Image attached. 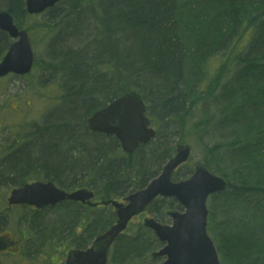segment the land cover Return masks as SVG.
<instances>
[{"label": "rangeland", "instance_id": "1", "mask_svg": "<svg viewBox=\"0 0 264 264\" xmlns=\"http://www.w3.org/2000/svg\"><path fill=\"white\" fill-rule=\"evenodd\" d=\"M15 1L17 3L21 1L22 4L24 2V0ZM5 7L6 4L1 0L0 10ZM65 10V0H61L50 10L37 15L16 11V15L21 20L20 28L28 32L34 52V62L31 70L24 75L8 74L0 78V236L7 235L9 239L17 240V245H15L12 244V239L9 240L3 236V239L15 249L11 254L0 255V264H63L67 251L74 248L75 244H90L89 235L93 234L95 229H87V224L95 222L99 230H105L115 221L113 208L103 205L94 208L80 203L62 204L39 211L21 207L6 208L7 197L12 188L19 186L18 182L46 177L42 166L35 164L39 162L38 159L43 158L39 148L48 141L51 135L50 130L60 124L63 116H65V122L69 121L66 116L67 109L75 101L73 95L77 87L74 88L75 85L68 80L69 66L67 67L73 58L66 61V49L69 47L73 53L77 52L83 46V42L86 39L90 40L92 36L86 33L89 29L84 32L73 26H68L69 29L63 32V22L59 26L56 23L64 17V15L58 17L59 12ZM56 15L58 19L52 20ZM91 18V15L85 18L86 26L92 22ZM58 32L64 44L61 46L62 44L56 43L52 46L55 42L52 38ZM89 32L93 34L96 30L91 26ZM246 33L238 37V44L240 43L241 46H246L249 41ZM74 35H78V38H73ZM216 45L215 49L219 50V45ZM4 46L1 43L2 49ZM215 53L217 55L207 57L202 62L201 77L203 78L198 85V91L196 89L195 92L197 99L194 102L189 99V104L187 100L188 106L185 108L187 113L182 119L179 116L174 117L168 114L157 116L161 112V106L156 100V92L149 86L138 91L142 97L144 95L146 98L144 99L147 107L146 115L151 120V126L156 129L157 136L149 144L140 147L129 156L123 151H116L117 146L118 149L120 146L118 142H115L114 137L94 135L88 132L87 120L83 119V111H81L80 120L72 119L69 123L73 129L59 135L60 159L64 166L72 168L71 171H65L66 167L61 169L63 175L58 177L61 179V184L74 189L82 186L91 187L96 193L94 201L98 202L104 197L120 198L115 195L130 193L133 183L138 179V174L133 169L123 168L124 164L141 165L148 174L158 175L162 164L174 154L177 144L187 143L192 147L191 155L175 173L188 175L195 165L202 163L211 172L223 176L229 185L231 183L233 187H239L234 181L238 177L237 166L231 153L225 149L236 133L238 122L229 120L231 119L230 114L222 111L225 95L220 93L223 91V85H226L227 77L224 74L217 82H213L221 66L220 55L217 51ZM199 76L198 73L195 75V77ZM203 83L204 86L201 89ZM71 84L72 86H69ZM66 85L73 90L69 92L71 95L65 98V103H61V97L67 89ZM94 96L100 101L104 100L101 95ZM237 104L238 102L234 106ZM83 127L87 128L85 133L82 132ZM58 128L62 129V125H58ZM98 145H104L105 151H102L106 155L104 160L98 159L99 152L94 151ZM84 146L90 148V151H83ZM212 147H217V149L210 151L214 149ZM210 153L213 154V158H210ZM232 153L242 159L240 151H232ZM27 154L30 155L29 158ZM18 159L23 161L30 159L28 163L32 165L28 167L25 164H19L16 170L12 171L10 163ZM92 161L95 164H92ZM100 165H102L99 168L101 172L105 170L102 175L101 172L96 171ZM263 166L264 161L252 168L262 169ZM91 168H93V173L88 174ZM110 168L111 170H108ZM175 173L173 180L179 179ZM235 192L229 189L223 199ZM216 199L209 197L207 200V231L218 247V251L219 249L221 251L222 263L230 264L227 261L224 262L222 257V253L225 257L227 243L236 242L243 237L251 239L252 243L255 241L261 243L264 238L262 236L256 238V235L264 228L260 229L256 219H251L249 222V218L244 216L245 213L242 211L231 213L229 218L221 215V212L216 209L218 205L213 203ZM263 200L262 195L251 194L247 199L245 197L243 200L234 199L227 207H224V210L249 209L253 205V211L264 220ZM152 209H148L145 214L133 219L125 231L127 236L141 235L152 245L151 248L146 253L142 250L139 254L128 257L125 262L131 260L132 264H136L141 256L143 260L140 264H161L163 261L164 258L161 256L155 259L151 257L152 251H157L162 244L144 226L143 219L144 217H156L161 223H169V217L166 215L169 209L163 208V213H153ZM211 214L212 222L209 220ZM242 217L245 222H249L246 226L242 223Z\"/></svg>", "mask_w": 264, "mask_h": 264}, {"label": "trees", "instance_id": "2", "mask_svg": "<svg viewBox=\"0 0 264 264\" xmlns=\"http://www.w3.org/2000/svg\"><path fill=\"white\" fill-rule=\"evenodd\" d=\"M65 3L70 8L67 13L68 26L84 32L92 26L96 32H86L92 37L86 39L77 52L73 53L69 47L66 49V61L73 58L67 67L68 80L75 85L74 88L77 87L73 95L75 101L67 109L69 121L65 122L63 116L64 121L58 124L62 125V129L58 125L52 128L50 138L39 148L43 158L35 164L41 165L46 175L61 187H69L61 184L58 178L63 175L61 169L66 167L60 159L59 135L73 129L69 126L72 119L80 120L82 115L86 119L94 110L127 91H139L149 86L156 92V100L161 106L157 116L168 114L182 119L187 113L185 108L189 99L191 102L197 99L195 92L203 78L202 62L207 57L217 55V51L221 66L213 82H217L224 74L227 77L220 93L225 95L222 111L230 114L229 120L238 122L232 141L225 147L237 166L238 177L234 181L239 183L241 190L238 198L247 199L251 194L264 197V166L262 169L252 168L264 161V0H65ZM8 10L20 25L21 20L16 11L24 13L22 3L18 8L8 6ZM90 15L92 22L86 26L85 18ZM62 22L56 24L59 26ZM238 24L241 25L239 29ZM232 29L237 31L235 37H231ZM244 32L249 37L245 47L238 44V37ZM73 38H78V35ZM0 39L5 45L6 39L2 32ZM52 39L55 41L53 46L56 39L61 40L59 32ZM216 44L219 50L215 49ZM1 51L3 53L4 48ZM197 73L199 77H195ZM203 86L204 83L201 89ZM71 90L67 86L61 97L62 103L71 95ZM94 95H101L104 100L100 101ZM143 98L146 100L144 95ZM236 102L238 104L234 106ZM81 111L83 114L79 115ZM86 129L83 127L82 132L85 133ZM103 146L98 145L94 150L99 152L100 160L106 158L102 152L105 151ZM212 148L210 151L217 149ZM89 149L83 147V151ZM232 151H240L242 159ZM28 161L12 160L11 170H16L19 164L29 167L32 164ZM91 163L95 164L94 161ZM102 165L96 169L98 173ZM126 167L138 174L131 191L143 187L155 176L148 174L141 165L124 164L123 168ZM71 169L68 167L65 171ZM92 173L93 168L88 171V174ZM230 185L232 190L233 185ZM160 205L163 204L156 200L150 208H161ZM249 214L246 215L249 222L256 219L260 221V228L264 227V220L259 218L258 213L251 211ZM249 222L242 219L245 226ZM87 229L94 230L91 226ZM100 231L95 229L89 237ZM259 236L264 238V230L256 238ZM75 246L82 248L85 244L77 243ZM149 249L148 241L141 235H122L112 246L109 264H132L131 260H125L141 250L148 252ZM225 253V260L230 264H264V239L261 243H252L246 237L228 242Z\"/></svg>", "mask_w": 264, "mask_h": 264}, {"label": "water", "instance_id": "3", "mask_svg": "<svg viewBox=\"0 0 264 264\" xmlns=\"http://www.w3.org/2000/svg\"><path fill=\"white\" fill-rule=\"evenodd\" d=\"M59 0H25L29 14L40 13L54 6ZM0 29L16 38L0 61V76L8 73L26 74L33 62V52L25 30H18L8 11H0ZM143 101L136 92L130 91L94 112L87 120L93 131L115 134L126 152H131L138 143L147 142L154 131L148 125L144 114ZM189 155L188 145H181L175 157L164 165L159 176L146 188L129 195L127 204L111 203L116 209L117 221L104 234L97 236L86 250H71L65 264H105L107 250L116 236L125 229L128 220L142 211L157 195L174 196L184 207L185 212H172L173 225H160L155 220L145 221L157 237L166 245L153 256L166 255L162 264H220L211 239L206 233L207 196L226 187L225 181L210 174L201 165L195 167L191 177L184 181L172 182L170 176L174 168L184 162ZM92 192L79 189L72 193L57 188L52 182H34L13 189L8 204H33L36 207L54 205L63 200L87 202ZM6 247L0 237V250Z\"/></svg>", "mask_w": 264, "mask_h": 264}, {"label": "bare ground", "instance_id": "4", "mask_svg": "<svg viewBox=\"0 0 264 264\" xmlns=\"http://www.w3.org/2000/svg\"><path fill=\"white\" fill-rule=\"evenodd\" d=\"M1 1V0H0ZM5 4H6V7L5 8H3L2 10H7V6L8 5H10V6H15L16 8H18V6L22 3L21 1H20V3H17L15 0H2ZM66 4V3H65ZM1 11V10H0ZM70 11V8L67 6L66 7V10L65 11H60L59 12V14H58V16H62V15H64V17L63 18H61V20H63V26H62V31L63 32H66L69 28H68V25H69V23H68V17H67V13ZM57 16V15H56ZM240 24H238L237 25V29H239L240 28ZM235 28H236V24H235ZM226 31V30H225ZM230 31V30H229ZM231 37L233 36V37H235L236 36V34H237V31H235V30H231ZM57 44H59V45H61L63 42L61 41V40H57V42H56ZM143 87V86H142ZM141 87V88H142ZM130 91H136V92H138L136 89H133V90H130ZM130 91H127V92H125V93H128V92H130ZM140 91H142V90H139V92ZM138 92V93H139ZM125 93H123V94H125ZM167 161H168V159H167ZM166 162V161H165ZM178 169H176L175 170V172L177 171ZM192 172H193V170H192ZM192 172L191 173H189L188 175L186 174V173H183V174H178V172L177 173H175V174H177L176 176H178L180 179H187V178H189L191 175H192ZM231 202H230V200H229V198H227L226 197V199H223V196H221V197H219L218 199H216V201L214 202V204H217L218 206L216 207V209H218L220 212H221V215H223V216H227V218H229V215L231 214V213H233V212H237V211H247V209H241V208H236L235 210H224V207H227L229 204H230ZM161 207L162 208H168L169 209V211L168 212H179L180 211V208L178 207V205L177 204H175V203H163V205H161ZM211 216H212V214H211ZM226 218V219H227ZM260 222V221H259ZM93 228L94 229H96V230H99V228L95 225V226H93ZM263 228L264 227H262L261 226V230H263ZM100 230H102V229H100ZM142 251V250H141ZM145 252H146V250H145ZM144 252V253H145ZM139 254V253H138ZM153 259H155L156 257L155 256H151ZM143 259H142V256L140 257V261H142ZM140 261L138 262V263H136V264H140ZM105 264H109V262L108 263H105Z\"/></svg>", "mask_w": 264, "mask_h": 264}, {"label": "flooded vegetation", "instance_id": "5", "mask_svg": "<svg viewBox=\"0 0 264 264\" xmlns=\"http://www.w3.org/2000/svg\"><path fill=\"white\" fill-rule=\"evenodd\" d=\"M4 34V36H5V39H6V42H5V46H4V48H5V51L8 49V47H9V45H10V42H12L13 40L12 39H10L5 33H3ZM1 40V39H0ZM2 43V42H1ZM1 43H0V46H1ZM1 47H0V55H2V51H1ZM43 169V168H42ZM44 175H46L45 173H44ZM47 176V175H46ZM46 180H50V178H45ZM34 180H38V179H32V180H28V181H34ZM20 184V183H19ZM70 191V190H69ZM94 199V198H93ZM65 202H70V201H65ZM62 204H64V202H61L60 204H58V205H62ZM58 205H56V206H58ZM56 206H54V207H56ZM13 208V207H21V208H30V209H32V210H35V211H39V210H41V209H45V208H54V207H51L50 205H48V206H45V207H43V208H41V209H37V208H35V206L34 205H26V204H19V205H11V206H7L6 208L8 209V208ZM170 220V219H169ZM8 239L10 238L9 236H7V235H5ZM12 239V238H11ZM11 239H9V240H11ZM12 244H17V240H14V239H12ZM6 249L5 250H2V251H0V255H2V254H6V253H13V251H14V249H15V247L14 246H12L11 247V245H9V242H7V245H6Z\"/></svg>", "mask_w": 264, "mask_h": 264}]
</instances>
